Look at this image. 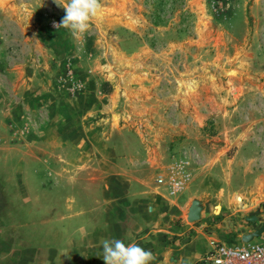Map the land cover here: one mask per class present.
<instances>
[{"label":"rangeland","instance_id":"obj_1","mask_svg":"<svg viewBox=\"0 0 264 264\" xmlns=\"http://www.w3.org/2000/svg\"><path fill=\"white\" fill-rule=\"evenodd\" d=\"M16 1L21 18L0 20V264H105L70 260V242L89 254L103 223L96 156L129 168L139 147L190 192L183 240L202 223L187 221L196 199L205 234L246 245L241 234L264 220V204L244 197L264 175V0H101L79 36L53 26L66 0ZM64 119L79 124L68 140L98 134L106 146L62 145Z\"/></svg>","mask_w":264,"mask_h":264},{"label":"crops","instance_id":"obj_2","mask_svg":"<svg viewBox=\"0 0 264 264\" xmlns=\"http://www.w3.org/2000/svg\"><path fill=\"white\" fill-rule=\"evenodd\" d=\"M4 3L3 7L0 6V20H12L15 17L18 20L21 18V15L17 13L19 6L16 0H6ZM71 112L76 114L77 111L72 110ZM60 124L62 127H60L61 131L58 133L62 145L68 144V142L79 145L81 142L80 150L82 151L86 149L99 151L103 146H106V143L101 145L97 133H95L97 135H91V138L87 141H84L82 137H80V140L77 135L74 137L76 139L72 137L71 140H68L70 135L67 136V130L77 128L79 124L76 126L69 125L70 122L65 119ZM111 126L112 123L110 125L112 129ZM89 134L91 133L89 132ZM51 135L53 134L50 133ZM33 141L35 142L34 139ZM138 151L139 156L134 161L132 158L127 160L129 168L123 169L118 167L115 162H102L99 160V156H96L99 167L107 164V175L103 178L101 186L94 192L96 197L103 201L104 205L96 207L93 213L101 214L103 223L101 225L98 222H93L90 236L91 252L89 254H86L88 252L86 242H78L79 239L76 242L71 240L70 245L75 246L77 254L75 258L70 260L80 263H83V261L104 262L101 242L103 240L119 239L126 245L135 243L146 251H151L155 259L150 264H196L211 249L213 242H220L216 234L208 235L204 233L206 223L203 212H201L202 223L190 227L194 232V236L183 240L187 228H180L176 224V220L179 219L178 209L181 206L180 204H184L191 198L190 192L183 193L187 189L184 185H181V187L175 186L178 177L177 170H174L173 167L164 168L157 163L154 164L151 154L146 148L145 152L141 147ZM17 174L18 182H20L23 178L19 173ZM158 179H161L162 183H157ZM192 184L195 189L205 187L208 185V176L204 175L203 185L197 186L195 181ZM247 196L244 194V197L249 198L253 205L257 204V207L260 203L264 204V175H260L255 179L249 196ZM250 217H253V215ZM257 218L259 221L260 218ZM245 219L248 220V217H245ZM261 223L251 231L242 233L241 237L258 229ZM81 228L86 229L88 226ZM200 236L205 239L207 245H205L206 248L203 247L199 250L197 248L201 245L198 238ZM87 241L89 240L87 239Z\"/></svg>","mask_w":264,"mask_h":264},{"label":"clouds","instance_id":"obj_3","mask_svg":"<svg viewBox=\"0 0 264 264\" xmlns=\"http://www.w3.org/2000/svg\"><path fill=\"white\" fill-rule=\"evenodd\" d=\"M65 15L53 26L65 28L73 36L85 33L92 21L103 11L101 0H66L63 5ZM103 260L105 264H150L155 259L151 251H146L139 245H126L122 240H103Z\"/></svg>","mask_w":264,"mask_h":264},{"label":"built area","instance_id":"obj_4","mask_svg":"<svg viewBox=\"0 0 264 264\" xmlns=\"http://www.w3.org/2000/svg\"><path fill=\"white\" fill-rule=\"evenodd\" d=\"M162 183L161 179L157 180ZM175 182L176 187H181ZM264 236V232L260 237ZM264 239V238H263ZM244 243V242H243ZM241 245H226L215 241L211 249L198 261L199 264H264V240L260 243H245Z\"/></svg>","mask_w":264,"mask_h":264},{"label":"water","instance_id":"obj_5","mask_svg":"<svg viewBox=\"0 0 264 264\" xmlns=\"http://www.w3.org/2000/svg\"><path fill=\"white\" fill-rule=\"evenodd\" d=\"M217 209L219 210L220 207L218 206ZM203 210V206L201 205V202L198 200H192L188 210H187V221L188 222H198L201 220V212ZM250 223H254L258 221V218L253 216L248 218ZM264 232V221L261 223L260 227L253 231L252 233L245 234L241 237L242 242L249 243L253 239L258 238L261 236V234Z\"/></svg>","mask_w":264,"mask_h":264}]
</instances>
